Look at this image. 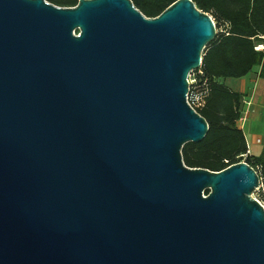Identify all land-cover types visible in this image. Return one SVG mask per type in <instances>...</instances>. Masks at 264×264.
Returning a JSON list of instances; mask_svg holds the SVG:
<instances>
[{
    "label": "water",
    "instance_id": "water-1",
    "mask_svg": "<svg viewBox=\"0 0 264 264\" xmlns=\"http://www.w3.org/2000/svg\"><path fill=\"white\" fill-rule=\"evenodd\" d=\"M216 36L192 0H0V264H264L256 170L183 162Z\"/></svg>",
    "mask_w": 264,
    "mask_h": 264
},
{
    "label": "trees",
    "instance_id": "trees-1",
    "mask_svg": "<svg viewBox=\"0 0 264 264\" xmlns=\"http://www.w3.org/2000/svg\"><path fill=\"white\" fill-rule=\"evenodd\" d=\"M56 6L74 8L80 0H46ZM147 18H156L178 0H131ZM210 14L217 36L203 52L201 68L194 72L191 88L207 92L205 105L196 109L209 131L199 143L182 149L184 164L191 169L221 172L239 164L249 152L246 135L238 127L244 96L228 88L227 79H241L260 69L264 79V0H192ZM264 182V152L245 159ZM209 191H206V195Z\"/></svg>",
    "mask_w": 264,
    "mask_h": 264
},
{
    "label": "crops",
    "instance_id": "crops-1",
    "mask_svg": "<svg viewBox=\"0 0 264 264\" xmlns=\"http://www.w3.org/2000/svg\"><path fill=\"white\" fill-rule=\"evenodd\" d=\"M259 73L260 69H257L244 78L227 79L223 82L228 88L244 96L243 116H246V121L238 122V127L242 130L246 122L264 124V79ZM245 135L250 156L260 157L264 152V135H253L251 138L246 133Z\"/></svg>",
    "mask_w": 264,
    "mask_h": 264
},
{
    "label": "built area",
    "instance_id": "built-area-1",
    "mask_svg": "<svg viewBox=\"0 0 264 264\" xmlns=\"http://www.w3.org/2000/svg\"><path fill=\"white\" fill-rule=\"evenodd\" d=\"M261 48L264 49V46H262ZM199 69H197V70H199ZM195 71H193L189 75V79H188L189 93L187 96V101H188L189 105L191 106V108H193L196 111V109L201 108L205 105V99L207 96V92L206 91L202 92V91L198 90L196 87L193 89L191 88L193 85H195L197 83V79H196L195 74H194ZM245 121H246V116L242 115L240 122L244 123ZM258 142H260V141H258ZM248 155H250V152H248L244 156V160L241 163H246L245 159L247 158ZM252 197L255 201H257L260 204V206L264 210V182L261 178H259V185L255 189L254 193L252 194Z\"/></svg>",
    "mask_w": 264,
    "mask_h": 264
},
{
    "label": "rangeland",
    "instance_id": "rangeland-1",
    "mask_svg": "<svg viewBox=\"0 0 264 264\" xmlns=\"http://www.w3.org/2000/svg\"><path fill=\"white\" fill-rule=\"evenodd\" d=\"M261 48V47H260ZM262 49V48H261ZM242 125V124H241ZM243 130L251 138L253 135L263 136L264 135V124L262 123H245Z\"/></svg>",
    "mask_w": 264,
    "mask_h": 264
}]
</instances>
